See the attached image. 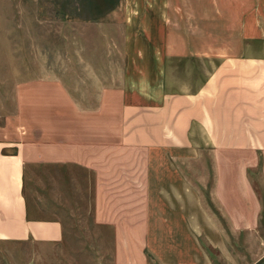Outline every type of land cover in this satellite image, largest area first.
Returning <instances> with one entry per match:
<instances>
[{
    "label": "crops",
    "instance_id": "crops-1",
    "mask_svg": "<svg viewBox=\"0 0 264 264\" xmlns=\"http://www.w3.org/2000/svg\"><path fill=\"white\" fill-rule=\"evenodd\" d=\"M87 6L83 21L122 15L120 82L58 84L71 138L0 135L2 259L28 246L68 264L73 230L80 264H244L246 242L261 253L264 0Z\"/></svg>",
    "mask_w": 264,
    "mask_h": 264
},
{
    "label": "rangeland",
    "instance_id": "rangeland-1",
    "mask_svg": "<svg viewBox=\"0 0 264 264\" xmlns=\"http://www.w3.org/2000/svg\"><path fill=\"white\" fill-rule=\"evenodd\" d=\"M97 1L103 0H0V135L20 140L71 138L62 130L69 125L64 112L68 106L55 95L58 84L75 94L82 85V92L91 94L95 74L103 83L120 82L125 60L122 15L83 21L94 13L87 2ZM258 161L248 171L256 177L261 173L260 154ZM68 232L74 240L63 257L68 264L88 260V247L76 244L78 231ZM80 233L83 242L86 231ZM259 233L264 241V209ZM29 248H16L17 257L5 252V261L0 253V264H61L56 251L52 262H35ZM261 248V253L257 248L253 252L246 242L244 264H264V244Z\"/></svg>",
    "mask_w": 264,
    "mask_h": 264
}]
</instances>
